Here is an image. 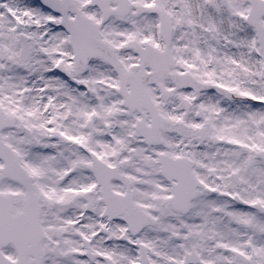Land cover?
Masks as SVG:
<instances>
[{
    "label": "snow or ice",
    "instance_id": "obj_1",
    "mask_svg": "<svg viewBox=\"0 0 264 264\" xmlns=\"http://www.w3.org/2000/svg\"><path fill=\"white\" fill-rule=\"evenodd\" d=\"M0 264H264V0H0Z\"/></svg>",
    "mask_w": 264,
    "mask_h": 264
}]
</instances>
